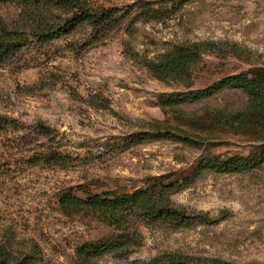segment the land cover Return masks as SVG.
<instances>
[{
    "label": "rangeland",
    "instance_id": "374dc122",
    "mask_svg": "<svg viewBox=\"0 0 264 264\" xmlns=\"http://www.w3.org/2000/svg\"><path fill=\"white\" fill-rule=\"evenodd\" d=\"M25 1L0 0L22 44L0 63V264H264V0ZM193 43L188 69L153 70ZM231 76L254 91L171 102ZM176 181L179 223L60 200Z\"/></svg>",
    "mask_w": 264,
    "mask_h": 264
},
{
    "label": "trees",
    "instance_id": "16d2710c",
    "mask_svg": "<svg viewBox=\"0 0 264 264\" xmlns=\"http://www.w3.org/2000/svg\"><path fill=\"white\" fill-rule=\"evenodd\" d=\"M22 3H28L25 0H17ZM90 14L84 12L83 14L68 20L63 26L48 31L53 36H60L71 32L79 23V20L85 19ZM96 16V15H94ZM105 18V16H103ZM14 33L7 30L0 31V63H4L13 57L21 48L22 44ZM192 50L188 48L176 49L167 54V58L162 62H152L153 70L161 74H179L182 70L188 69L196 60L199 46L197 43L192 44ZM164 74V75H165ZM255 81L240 77L231 76L220 81L217 85L210 86L207 89L201 90L197 93L191 92L189 94H179L171 102H189L201 99L203 97L212 95L222 87H243L249 91H254ZM10 124H15L13 121L0 116V128L8 127ZM54 153L44 155L43 160L52 161ZM244 164L238 162H231L227 165H221L222 168L233 167L240 168ZM216 166H218L216 164ZM178 183L169 185H153L148 188H140L130 193H117L115 191H103L101 193H94L92 191H85L87 197H82L73 191H67L61 195L60 200L67 208L80 210L88 208L98 213L99 217L115 226L117 229H123L128 219L133 215L144 217L148 221L155 220H170L177 223L191 218L185 215L183 211H178L171 207L167 201L166 190L168 188H179ZM181 184V183H180ZM108 248V247H107ZM101 249H97L99 252Z\"/></svg>",
    "mask_w": 264,
    "mask_h": 264
}]
</instances>
